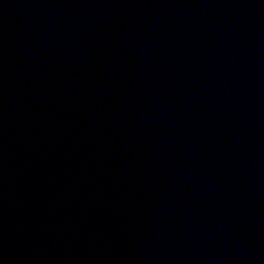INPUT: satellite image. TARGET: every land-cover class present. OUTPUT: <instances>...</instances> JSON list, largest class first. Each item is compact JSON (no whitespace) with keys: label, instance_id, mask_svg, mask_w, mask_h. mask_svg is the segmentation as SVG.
<instances>
[{"label":"water","instance_id":"1","mask_svg":"<svg viewBox=\"0 0 264 264\" xmlns=\"http://www.w3.org/2000/svg\"><path fill=\"white\" fill-rule=\"evenodd\" d=\"M0 264H264V0H0Z\"/></svg>","mask_w":264,"mask_h":264}]
</instances>
